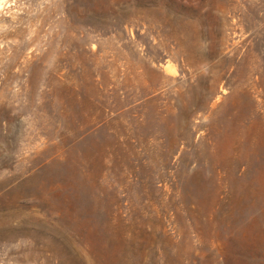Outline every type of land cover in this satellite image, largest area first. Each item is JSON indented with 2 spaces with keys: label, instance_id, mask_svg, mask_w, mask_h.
<instances>
[{
  "label": "rangeland",
  "instance_id": "1",
  "mask_svg": "<svg viewBox=\"0 0 264 264\" xmlns=\"http://www.w3.org/2000/svg\"><path fill=\"white\" fill-rule=\"evenodd\" d=\"M0 264H264V0H0Z\"/></svg>",
  "mask_w": 264,
  "mask_h": 264
}]
</instances>
